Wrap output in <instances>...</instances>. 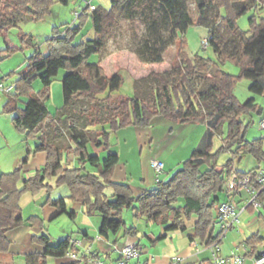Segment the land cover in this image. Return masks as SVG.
<instances>
[{
  "label": "trees",
  "instance_id": "1",
  "mask_svg": "<svg viewBox=\"0 0 264 264\" xmlns=\"http://www.w3.org/2000/svg\"><path fill=\"white\" fill-rule=\"evenodd\" d=\"M59 1L63 4L69 2ZM129 1L110 0L109 9L85 7L78 17L79 24L67 26L64 31L60 26H55L54 36L47 40V53L33 43V37H23L34 45V52L14 90L7 93L9 99L5 108L14 114L13 122L18 129L42 139L35 149L28 147L23 162L26 163L34 152L41 151L47 153V160L33 176H23L24 165L11 172H0V253L10 252L12 241L8 233L26 221L20 205L22 195L45 187L51 189L53 186L47 181L48 177H56L57 186L66 185L70 197L79 201L86 213L101 214L99 233L102 237L118 235L122 229L128 234H137L136 227H128L122 216L124 209L134 208L138 215L147 220L166 224L168 232L186 231V222L196 217L194 230L188 234L189 240L200 239L210 245L221 233H215L214 225L217 219L219 221L218 205L224 199L230 176L233 173L248 174L261 168L264 136L247 139L252 120L246 117L254 111H262L255 96L264 95V17L260 15L264 0H156L164 7V16L171 23V39L180 46V63L173 70L174 81L170 83L163 73H152L153 86L147 83L142 88L137 80L133 96L116 100L105 69L99 63L89 62V57L102 54ZM189 1H194L197 15L209 29V46L217 59L196 55L194 65L189 61L186 33L197 24L189 10ZM3 2L4 5L0 7V34L24 21L23 18L18 19L16 10L22 11L25 19L40 20L52 12L55 0ZM250 2L254 4L255 12L249 17L250 28L244 30L239 26L238 18L249 11ZM89 17L92 19L94 36L75 42ZM219 24L230 34L234 44L232 49L222 43L218 33ZM225 61L238 65L240 73L234 75L222 69L220 63ZM213 66L217 68L211 72ZM61 69L66 70L62 81L68 101L58 110L59 115L54 116L46 99ZM241 78L251 81L249 90L253 95L245 102L240 101L234 92ZM36 79L42 83L43 89L38 95H31ZM198 79L207 83L206 89L198 87ZM21 94L29 96L22 105L19 104ZM82 101L88 105L79 110L77 104ZM157 116L179 123L205 124L207 131L204 142L166 179L135 194L129 185L112 179L119 156L112 150L110 135L130 125H150ZM78 118H83L82 125ZM224 125L227 134L219 150L213 152L214 138L222 132ZM53 126L60 131V135L67 136L69 142L66 146L48 139L49 129ZM89 144L102 147L107 152L106 157L102 160L98 154L91 153ZM220 152H230L239 158L249 155L258 164L239 172L235 170L233 158H229L219 166L216 157ZM73 156L77 158L74 167L68 165L69 158ZM101 162V170L91 172L86 168L87 164L99 167ZM109 188L112 189L111 193H107ZM259 199L264 202V188ZM47 202L59 209L58 214L76 215L68 211L65 198L48 199ZM250 207L253 206H247ZM27 221L43 225L42 219L35 215ZM165 235H161V238ZM32 239L43 245V251L26 254V264H47L49 257L62 258L70 250L79 252L71 236L57 243H52L46 233L34 235ZM246 243L252 245L253 255L256 247L263 245L264 239L253 234ZM89 258L90 255L81 254L80 259L65 264H87Z\"/></svg>",
  "mask_w": 264,
  "mask_h": 264
},
{
  "label": "rangeland",
  "instance_id": "2",
  "mask_svg": "<svg viewBox=\"0 0 264 264\" xmlns=\"http://www.w3.org/2000/svg\"><path fill=\"white\" fill-rule=\"evenodd\" d=\"M92 4L105 9H109L111 5L110 0H93ZM2 5H4V2L0 0V7ZM86 5L87 0H69L67 4L55 0L52 12L40 20L25 19L24 13L16 10L18 19L23 18L24 21H20L17 26H13L0 34V80L15 85L21 73L26 70L28 59L34 52V45L28 43L23 37H33V43L40 47L44 53H47V40L54 36V27L60 26V29L64 31L67 26L79 24L80 19L76 16V12L81 13ZM188 6L197 22L186 33V50L189 54V61L194 65L196 63V55L217 59L213 49L209 46V42L206 46L203 45V40L209 38V29L203 25L204 21L197 15L194 1H189ZM253 6L254 4L250 2L249 11L238 18V24L244 30L250 28L249 17L255 12ZM260 15L264 17V8L261 10ZM218 33L224 46L227 45L232 49L234 44L230 39L231 36L222 24L218 25ZM93 36V23L89 17L84 24L82 32L76 36L75 42L86 41ZM8 47L11 48L10 51L7 50ZM179 50V43H175L171 39V23L164 16V7L156 0H130L124 6L120 22L109 38L104 51L102 54H92L89 57V62L99 63L103 66L106 74L111 79L110 89L113 95L116 100H123L126 97L133 96L134 83L137 80L140 81L142 88L147 86V83L153 86L154 82L150 77L152 73H163L170 83L173 82V70L180 63L178 58ZM220 65L222 69L231 74L238 75L240 73V67L231 61L221 62ZM216 68L217 66H213L210 71L214 72ZM65 73V69L59 71L50 86V96L46 99L48 108L54 116L59 115L58 110L63 108L68 101L67 90L62 81ZM144 79L147 81H143ZM33 83L31 95H38L39 91L43 89V85L39 79H36ZM197 84L200 89H206L208 86L202 79H198ZM250 84L251 81L246 78H241L237 81L234 92L240 101L245 102L253 95L249 90ZM255 97L262 111H254L251 116L246 117L247 120H252L247 131L248 140L264 136V128L262 127V121L264 120V95ZM28 98V95L21 94L19 104L22 105ZM8 99V94L0 91V172H11L17 167L24 165L23 176H33L38 169L35 163H39L40 157L34 158L36 154L34 152L26 163L23 160L27 155L28 147L35 149L42 139L40 136L35 138L29 136L14 125V114L5 108ZM87 105L86 101H82L78 102L77 107L80 110L81 107ZM78 121L80 125L83 124V118H78ZM199 126L204 127V129H197ZM206 129L205 124L179 123L170 118L157 116L150 125H130L113 132L109 139L112 150H120L121 148L127 150L126 146L128 145L130 151L128 155L120 157L115 167L116 171L114 169L115 180L112 179L116 181V179L121 178L126 173V180L121 183L129 185L134 192L137 191L138 185H141V187H151L154 183L156 185V174L154 173L155 175L153 176L149 167L152 158L158 157L164 162L182 158L181 164L177 166L180 168L195 150L192 147L199 148L203 145ZM226 134L227 127L224 125L222 132H219L214 138L213 152L219 150ZM68 142L66 135L58 136L59 144L65 145ZM89 149L91 153L98 154L102 160L107 155V152L102 147L96 148L89 144ZM172 155L173 159L170 158ZM74 158V156L69 158L70 162L68 165L73 167L77 165V163H73ZM216 158L219 166L229 158H233L235 170L248 169L258 164L252 156L244 155L239 158L230 152H220ZM65 160H67V157ZM126 161H128V164H126ZM261 166L264 167V160L261 161ZM86 168L91 172L98 171L103 169V163L101 162L99 167L87 164ZM165 175L166 171L161 174V178L164 179ZM47 181L53 186L51 189L45 187L35 193L25 192L22 195L20 202L22 215L26 221L17 228L26 224L30 225L32 226L30 228L34 229V231L39 229L38 232H32L31 235L46 233L50 236L52 243H57L62 239L61 237L67 236L72 238L80 236L83 241L84 237L81 235L79 226V223L82 222V214H80L79 218L72 219L67 213L58 214L59 209L52 205L56 210L53 218L44 220L43 205L50 204L47 200H53L51 197H54V191L58 187L56 177H48ZM111 192V188L107 189V193ZM65 200L69 201V210L72 209L73 204H77L78 207L83 206L79 201L71 198L70 195ZM182 201L181 203H183ZM32 215L42 219L43 225L27 221ZM97 215L99 216V213ZM122 216L128 227H136L139 237L144 235L146 227H148L147 230H154L155 233H158L156 229L158 226L162 227L161 224L149 221L146 217L141 222V216H138L134 208L124 209ZM133 221L136 225L133 224ZM218 228L219 226H216V229ZM91 234L96 236V231L91 229ZM122 238H125V236L119 239L120 242L123 241ZM33 242L34 246L37 247L39 245L35 244L36 241ZM22 247L24 250L30 251V248L25 244ZM9 256L5 257V260H7L5 262H9L8 264H19L18 259L14 260Z\"/></svg>",
  "mask_w": 264,
  "mask_h": 264
},
{
  "label": "crops",
  "instance_id": "3",
  "mask_svg": "<svg viewBox=\"0 0 264 264\" xmlns=\"http://www.w3.org/2000/svg\"><path fill=\"white\" fill-rule=\"evenodd\" d=\"M197 129L203 130L204 127L199 126ZM59 135H60V131L56 130L54 126L49 129L48 138L51 141L58 142ZM66 145L67 144H65L64 146ZM126 147L127 150H125L124 148H121L120 150L114 149V151L118 154L119 159L120 157L129 154L130 149L128 148V145ZM192 148L196 149V147L194 146ZM37 156L40 157V160L38 161L39 163H35V165L38 166V169H40L45 165V162L47 160V153L43 151L37 152L34 158H36ZM170 158L173 159L174 158L173 155ZM154 159L161 160L158 157H153L152 160ZM182 160L183 159L181 158L172 161H165V162L163 161L165 164V171H166V175L164 179H166L170 174L173 173L174 170H176V168H178L177 166L181 164ZM74 162L77 163V158H74L73 163ZM127 162L128 161H126V164H128ZM149 167L151 169V174L154 176L155 171L152 166V161L149 163ZM261 168L263 167L261 166ZM244 171H247V169L239 170V172H244ZM125 178H126V173L125 175H122L121 178L116 179V181L124 182V180H126ZM151 178L153 177L151 176ZM113 179L115 180L114 175H113ZM154 186L155 183L151 185V187L149 186L141 187V185H138V189L137 191H135V194H138L143 189H148V187L152 188ZM69 195H70L69 188L66 185H61L58 186L54 191V197H51V195L50 197L53 200H55L56 198L69 197ZM249 197H250L249 193L243 188H240L238 189V191H234V192H228L226 189V193L222 202L225 200H232L239 207L243 208L246 206ZM66 205L68 211H73L76 213L75 216L71 217L72 219L76 217L79 218L80 214L83 215L81 217L82 222L79 223V226L81 228L80 229L81 235L82 237H84L85 241L84 240L82 241L80 239V236L77 238H73L75 240L77 239L81 241V245L77 246L79 251L77 252L78 258H72L68 255L62 258L49 257L47 260V264H65L72 260L80 259L81 254H87V255L91 254L94 256L93 257L94 259L92 261H88L87 264H100V261H102L104 264H115L116 261L120 258V252L124 246V243L126 244L128 242L139 243L142 252L140 261L145 264H170L174 256H179L183 258L184 261L188 262L189 264H206V261L211 259L213 256V250L210 247V245L205 244L200 239H195L193 241L189 240L188 234L190 232H193L194 230L193 225L194 222L196 221V217L186 222L187 225L186 231L177 230V231L168 232L165 229L166 224H161L162 227L158 226V228H156L158 230V233H155L154 230L149 231L147 230L148 227H146L144 235H142V237H139L137 234L134 235L128 234L125 231V229L124 230L122 229L118 233V235H110V237L106 238V237H102L99 233L100 225L102 222V216L100 213L99 216L97 215L98 212H94L92 214L86 213L84 206L78 207L77 204H73L72 209L69 210V201H66ZM55 211L56 210L52 205L44 204L43 205L44 220L51 217L53 218ZM143 218L144 216L140 217L141 222L143 221ZM133 224H135L134 221ZM216 226H219V228L216 229ZM30 227L32 226L26 224L25 226L13 229L8 233V237L12 241V244L10 246V252L0 253V264L9 263V262H5L7 261L5 260L6 259L5 257H8V255H10L9 257H12V259L14 260L18 259L19 264H26V257H25L26 254L34 251H38V252L43 251L42 244L35 242V244H39V245H37V247L34 246L32 237L35 234L31 235L32 232H38L39 229L34 231V229ZM220 228H221L220 223L217 219L214 225L215 233L220 232ZM91 229H94L96 231V236H93L91 234ZM164 234H166L164 238H161V235ZM253 234H258L260 238L264 239V202H263V207L260 209H256L254 207L247 208L246 206V208L240 214V222L238 224H235L233 227H231L226 233V236L220 241L219 244L220 250L218 253L222 256H229L232 254V252H237L243 255L244 257L243 264H254L255 257L260 253L261 250L264 249V243L263 245L262 244L258 245L256 247L255 253L252 255V250H253L252 245L246 243V240ZM123 236H125V238H122L123 240L122 242L124 243L119 241V239ZM61 238L64 239L66 237H61ZM24 244L28 246V248H30V251L23 249L22 245ZM21 260L23 261L21 262Z\"/></svg>",
  "mask_w": 264,
  "mask_h": 264
},
{
  "label": "built area",
  "instance_id": "4",
  "mask_svg": "<svg viewBox=\"0 0 264 264\" xmlns=\"http://www.w3.org/2000/svg\"><path fill=\"white\" fill-rule=\"evenodd\" d=\"M93 0H87L86 7L94 9L96 6L92 4ZM80 13L76 12V16L79 17ZM208 44V38L203 40V45ZM14 90L13 83H6L4 80H0V91L4 93H10ZM262 127L264 128V120L262 121ZM152 166L156 174V182L162 180L161 174L165 172V164L161 160L154 159L152 160ZM245 189L250 197L247 201L246 206L252 205L256 209L263 207V201L259 199V194L264 188V167L257 169L251 173L240 175L233 173L227 183L226 189L228 192H234L238 189ZM239 207L232 200H225L218 205L219 213V223H220V235L219 238L210 244V247L213 250V256L211 259L206 261V264H243L244 257L243 255L232 252L229 256H222L218 252L220 250V241L226 236L228 230L233 227L235 224L240 222V214L246 208ZM75 246L81 245L80 240H73ZM91 252V251H90ZM89 252V253H90ZM141 247L137 242H128L126 243L121 252L120 258L116 261L115 264H145L140 261L141 257ZM68 256L72 258H78V253L74 250H70L67 253ZM89 255V254H88ZM94 256L90 254L89 261H92ZM100 264H104L100 261ZM170 264H189L184 261L183 258L179 256H174ZM254 264H264V249L260 251L258 256L255 257Z\"/></svg>",
  "mask_w": 264,
  "mask_h": 264
}]
</instances>
